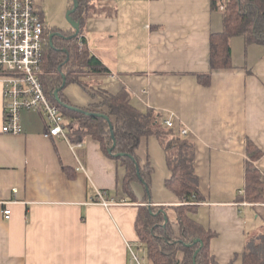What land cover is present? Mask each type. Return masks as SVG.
Returning a JSON list of instances; mask_svg holds the SVG:
<instances>
[{
	"label": "crops",
	"instance_id": "crops-1",
	"mask_svg": "<svg viewBox=\"0 0 264 264\" xmlns=\"http://www.w3.org/2000/svg\"><path fill=\"white\" fill-rule=\"evenodd\" d=\"M34 5L45 24L54 4ZM56 6L61 15L70 0ZM51 20L56 23V14ZM221 27V12L211 10L210 0H94L80 35L105 71L86 76L84 84H67L62 93L82 107L93 102L90 93L116 94L124 87L137 109L172 119L176 134L186 129L204 197L188 216L215 233L210 252L216 264H242L246 233L264 221V203L236 200L247 140L261 153L254 164L264 175V45L233 37L232 67L210 71V35ZM207 72L210 82L203 85L197 76ZM3 119L0 89V264H153L135 230L138 205L146 196L148 205L177 203L164 186L170 171L156 136L137 149L153 167L150 190L134 182L136 202H129L121 190L122 166L90 136L77 144L46 137L47 122L37 110L22 111L19 134L3 133ZM99 190L126 202L95 204ZM167 216L174 220L173 211Z\"/></svg>",
	"mask_w": 264,
	"mask_h": 264
},
{
	"label": "trees",
	"instance_id": "trees-1",
	"mask_svg": "<svg viewBox=\"0 0 264 264\" xmlns=\"http://www.w3.org/2000/svg\"><path fill=\"white\" fill-rule=\"evenodd\" d=\"M77 1L78 6L71 15L79 23L77 35L72 28L62 30L44 25L39 73L45 95L65 119L68 141L77 144L86 136L96 140L101 151L122 166L121 190L129 202H136L132 184L140 182L149 192L153 173L148 155L143 158L137 149L144 139L156 136L170 171L164 186L176 196L177 203L172 206L148 205L146 196L144 203L138 205L134 226L145 255L153 264H216L210 252V240L215 233L188 216L204 201L194 171L193 143L184 135L176 134L173 128L166 127L161 113L152 109L143 112L133 106L132 94L124 87L116 94L90 93L93 102L78 107L79 111L67 107L71 104L62 93L67 84H84L82 81L86 76L105 71L86 47L78 46V36L84 31L85 17L94 0ZM210 5L212 11L221 12L222 19L221 30L210 35V71L232 67L230 41L233 37H242L246 45H264V0H210ZM52 33L56 34L50 39ZM81 40L84 43V39ZM63 77L65 83L62 86ZM210 77V72L197 76L203 85L209 84ZM57 89L60 102L54 96ZM96 113L108 116L113 138L109 122ZM245 152L244 184L236 200L250 205L264 203V175L254 164L261 153L249 140ZM67 174L74 178L72 172ZM169 210L173 211L174 220L168 218ZM242 264H264V221L246 233Z\"/></svg>",
	"mask_w": 264,
	"mask_h": 264
},
{
	"label": "built area",
	"instance_id": "built-area-1",
	"mask_svg": "<svg viewBox=\"0 0 264 264\" xmlns=\"http://www.w3.org/2000/svg\"><path fill=\"white\" fill-rule=\"evenodd\" d=\"M43 27L34 0H0V89L4 98L1 131L21 133L22 111L37 110L44 113L47 122L44 135L67 140L65 119L47 98L39 80ZM81 39L84 36L79 35V47L83 45ZM164 124L168 128H174L170 118ZM179 134L185 136L187 130L182 129ZM239 192L242 193V190ZM92 202L109 207L124 204L126 200L114 199L108 196L106 190H99ZM248 204L243 202L241 205ZM9 213V209L3 210L5 218H8Z\"/></svg>",
	"mask_w": 264,
	"mask_h": 264
},
{
	"label": "water",
	"instance_id": "water-1",
	"mask_svg": "<svg viewBox=\"0 0 264 264\" xmlns=\"http://www.w3.org/2000/svg\"><path fill=\"white\" fill-rule=\"evenodd\" d=\"M77 6H78V1H77V0H72V7L66 11V19H67V22L69 23V25L71 26V28L74 30V35H77L78 32H79V23H78L77 21H75V20L72 18L71 15H72V13L75 11V9L77 8ZM54 34H56V33H52V34L50 35V39L52 38V36H53ZM57 34H58V33H57ZM64 83H65V79H64V77H63V84H62V86L64 85ZM54 96H55V99H56L58 102H60V101H59V98H58V89L54 91ZM67 107L70 108V109H73V110H77V111H79L78 107H75V106H72V105H69V106H67ZM95 115H97V116H101V117H103L104 119H106V120L109 122V127H110V131H111V136H112V138H113L114 135H113V131H112V125L110 124V120H109L108 116H107V115H104V114H99V113H96ZM114 145H115V143H113L112 147H114Z\"/></svg>",
	"mask_w": 264,
	"mask_h": 264
},
{
	"label": "rangeland",
	"instance_id": "rangeland-1",
	"mask_svg": "<svg viewBox=\"0 0 264 264\" xmlns=\"http://www.w3.org/2000/svg\"><path fill=\"white\" fill-rule=\"evenodd\" d=\"M51 1L54 5L53 6L50 5L51 9L48 11L47 15L44 16V20H43L45 23L44 25H46L48 28H61V29L65 28L66 29V27L69 26V23L67 22V19H66V11L63 14L58 15V12H60L62 8L57 9L58 6H56V4H57L58 0H51ZM52 11L54 13H51ZM54 14H56V17L58 19L56 21V23H52L53 22L52 20L50 21V18Z\"/></svg>",
	"mask_w": 264,
	"mask_h": 264
}]
</instances>
